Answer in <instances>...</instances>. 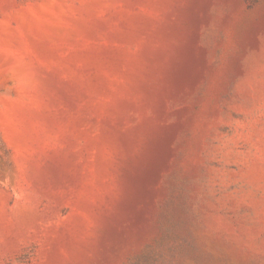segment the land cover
I'll return each instance as SVG.
<instances>
[{"label": "rangeland", "instance_id": "obj_1", "mask_svg": "<svg viewBox=\"0 0 264 264\" xmlns=\"http://www.w3.org/2000/svg\"><path fill=\"white\" fill-rule=\"evenodd\" d=\"M0 264H264V0H0Z\"/></svg>", "mask_w": 264, "mask_h": 264}]
</instances>
